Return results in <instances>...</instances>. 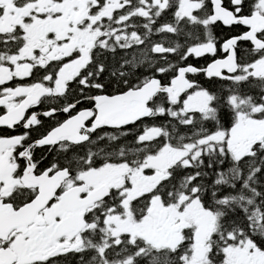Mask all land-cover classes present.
Instances as JSON below:
<instances>
[{
  "label": "snow or ice",
  "instance_id": "6c2138e0",
  "mask_svg": "<svg viewBox=\"0 0 264 264\" xmlns=\"http://www.w3.org/2000/svg\"><path fill=\"white\" fill-rule=\"evenodd\" d=\"M0 129V264H264V0H0Z\"/></svg>",
  "mask_w": 264,
  "mask_h": 264
},
{
  "label": "flooded vegetation",
  "instance_id": "af4514ba",
  "mask_svg": "<svg viewBox=\"0 0 264 264\" xmlns=\"http://www.w3.org/2000/svg\"><path fill=\"white\" fill-rule=\"evenodd\" d=\"M219 26H218V33L222 34V36L224 35L226 37L227 33L232 32L233 34H235V32H236V29L234 27H225V26H222V25H219ZM221 28L224 29V31H222ZM203 63H205V62H203V61L197 62V64H203ZM0 130H2V129H0ZM37 151L39 153L40 150H37Z\"/></svg>",
  "mask_w": 264,
  "mask_h": 264
},
{
  "label": "trees",
  "instance_id": "16d2710c",
  "mask_svg": "<svg viewBox=\"0 0 264 264\" xmlns=\"http://www.w3.org/2000/svg\"><path fill=\"white\" fill-rule=\"evenodd\" d=\"M226 1H227V0H225V2H226ZM219 27H220V26H219ZM221 30L224 31V29H222V28H221ZM214 33L217 34L218 36H222V34L218 33V27H216V28L214 29ZM223 36H224V35H223ZM206 59H207V58L205 57V59H202V60H194V62H195V63L200 62V61L205 62ZM201 79H202V78H201ZM202 82H205V83H208V84L211 83V81H205V80H203V79H202Z\"/></svg>",
  "mask_w": 264,
  "mask_h": 264
}]
</instances>
